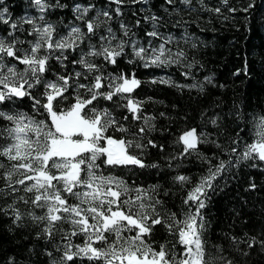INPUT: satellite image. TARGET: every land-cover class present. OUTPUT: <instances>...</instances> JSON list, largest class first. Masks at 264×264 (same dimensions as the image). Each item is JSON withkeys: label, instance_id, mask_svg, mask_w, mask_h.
<instances>
[{"label": "snow or ice", "instance_id": "1", "mask_svg": "<svg viewBox=\"0 0 264 264\" xmlns=\"http://www.w3.org/2000/svg\"><path fill=\"white\" fill-rule=\"evenodd\" d=\"M33 2L39 16L25 12L13 19L9 6H0V20L10 26L6 35H0V118L7 122L0 125V137L5 139L0 155L6 157V161L0 160L4 169L0 173V197L7 198L0 204V211L12 218L9 230L14 231L13 225L39 226L35 236L51 245L43 248L48 264H252L254 254L264 256V214L254 224L234 207L230 222L218 229L222 242L213 243L212 224L205 211L210 193L240 179L242 167L264 169V106L260 113L252 110L254 135L244 142L242 150H238L240 132L247 128L240 130L237 123V131L225 142L213 140L206 126L220 129L228 116L243 123L250 105L241 102L235 111L209 115L210 109L222 103L217 98L219 103L213 101L199 112L204 131L185 127L176 137L174 143L180 144L182 151L169 153L165 164L148 158L152 149L166 150L164 143L153 138V133L170 131L169 127H158L159 119L172 122L174 118L167 111L157 112L155 107L146 109V104L165 105L167 101L138 95L143 85L160 83L181 91L195 90L197 100L207 98L214 88L227 87L215 72L199 79L192 71L183 70L182 75L191 78V83L166 74L139 75L141 65L143 69L164 65L205 68L202 59H188L190 53L178 47L172 32L161 30L166 17L181 12L177 0H164L163 14L154 10L149 0H107L101 6L94 0H72L70 5L61 0ZM183 3L191 7V0ZM138 4L143 8H135ZM254 4L251 0L248 7ZM201 5L209 7L203 0ZM56 8H71L74 14L64 34L58 31L62 19L53 21L48 16V10ZM213 10L221 12L219 7ZM130 12L137 16L134 22L125 20ZM145 22V35L159 38L155 47V39L145 43L134 31ZM174 22L183 21L168 20ZM28 35L33 38L28 39ZM188 35L186 31L180 39L187 41ZM169 43H176L177 48L167 47ZM188 46L195 47L191 42ZM73 55L75 59H71ZM125 57L128 63L122 66ZM241 72L251 75L248 53L243 68H236L232 75ZM25 99H29L31 112L17 107ZM172 108L178 110V105ZM208 143H215L220 155L202 152L200 145ZM193 153L207 162V168L191 188H187L192 180L188 174L178 172L173 177L187 188L182 202L186 210L179 214L163 209L161 193L168 189L162 185L150 184L146 189L144 184H137L133 189L128 179L115 174L123 169L178 168L176 161ZM253 160L259 163L251 164ZM244 188L264 190V180L258 184L250 177ZM133 191L137 195H132ZM19 202L32 205L31 210L22 211ZM161 225L176 236L182 251L175 244L169 246L167 240L159 244L150 240ZM77 235L84 237L82 243L73 239ZM4 264L31 261L18 260L17 254H11Z\"/></svg>", "mask_w": 264, "mask_h": 264}, {"label": "trees", "instance_id": "2", "mask_svg": "<svg viewBox=\"0 0 264 264\" xmlns=\"http://www.w3.org/2000/svg\"><path fill=\"white\" fill-rule=\"evenodd\" d=\"M49 2L54 3L55 0H49ZM76 2L87 3L88 0H76ZM94 2L97 3V6H101L107 0H94ZM61 3L70 5L72 0H61ZM149 3L154 10L163 14L161 5H163L164 0H149ZM203 3L209 7H202L201 0H191V7L184 4L183 0H177V6L181 8V12L174 14L172 17H166V26L161 30L172 32L178 40V47L184 48L190 53L188 59L191 60L193 56L198 60L202 59L205 63V68L197 66V68L185 69L184 66L164 65L143 69L142 65L140 66L139 75L142 78L153 74H166L174 80L191 83V78L182 75L183 70L192 71L199 79H203V76L208 75L209 72H215L220 81L227 85L226 88H214L207 98L202 96L199 100L196 99L197 93L195 90L191 92L187 89L181 91L170 85L160 83L143 85L141 91L137 93L138 95L155 96L167 101L165 105L154 106L151 103L146 104V109L151 111L155 107L157 112L167 111L174 118L172 122L167 118L159 119L158 127H169L170 131L168 133H153V138L164 143L166 150L152 149L148 158L150 160L159 159L162 164L166 163L165 157L169 153L175 155V153L182 151L181 145L174 143V141L185 127L196 126L198 131L205 130L204 127H201L199 112L203 107H208L211 102L217 101V98L222 103L217 101L219 106L215 109H210L209 115H214L215 112H220L223 115L227 110L235 111L240 108L241 102L250 105L247 109L249 116L243 123H240L238 118L234 116H228L225 117L227 123L220 129L211 124L206 126L207 131L213 134V140L220 138L225 142L228 136H233L234 132L237 131V123H239L240 130L247 128V131L240 132L241 145L238 150H242L244 142L253 138L252 110L255 109L257 113H260L262 106H264V0H255V4L251 8L248 7L251 0H228L226 5L223 0H203ZM5 4L9 6L10 15L13 19L23 16L25 12L39 16V10L33 0H0V6ZM217 7L221 8L220 13H216L213 10ZM135 8H143V5L138 4ZM245 8H248V11H244ZM232 9H235V11H232ZM48 16L53 21L62 19L63 22L58 26L60 34H64L67 31L69 23L74 19L71 8L49 9ZM136 18L137 16L134 12H130L125 16L126 22H134ZM169 19L183 22L168 23ZM77 22L79 23V21ZM9 27V25L4 24L0 20V35H6V29ZM25 27H30V25H25ZM114 27L118 28V25H114ZM147 28L148 25L145 22L143 27L137 26L134 31L145 43H147L148 39H155L156 43L153 44V47H155L159 43V38L147 37L145 35ZM186 31L189 33L187 41L180 39ZM17 35L23 34L17 32ZM32 38V35H28V39ZM189 42L195 47L188 46ZM167 47L176 49L177 44L169 43ZM127 51L131 54L130 47ZM245 53H248L249 72L251 75L241 72L233 76L232 73L235 72L236 68H243ZM75 58V55L71 57V59ZM52 63L57 67V70H60L55 60ZM127 63V57L121 60L122 66ZM20 66L23 67V65ZM68 70L71 71V66H69ZM110 70L116 71L115 68ZM49 75L51 76V74ZM172 105H178V110L172 108ZM17 107L31 112L29 99L23 100ZM185 114H187L186 120L184 119ZM6 123L3 118H0V125L6 126ZM133 131H135V128H133ZM4 143L5 139L0 137V145ZM200 149L209 155L212 152L220 155L215 143L201 144ZM0 160L6 161V157L0 155ZM176 163L179 165L178 168H162L155 171L149 169H123L116 170L115 174L122 175L128 179L133 189L137 184H144L146 189L150 184L162 185L163 188L168 189L167 192L161 193L165 201L163 209L176 211L179 214L186 210L182 202L183 197L187 195V188H191L195 181L199 179L200 174L206 171L207 162L200 160L198 155L193 153L190 156L178 159ZM213 163H216V161L213 160ZM250 163L257 164L259 162L253 160ZM104 167L107 168V166ZM3 171L4 169L0 168V173ZM178 172H184L192 178L191 182L187 184V188L173 180V177ZM239 176L240 179L228 184L226 187L217 188L214 193H210L211 199L205 211L212 224L210 235L213 243L222 242L218 229L226 221L230 222L234 207H237L244 216L250 217L254 224L258 223L262 214H264V208L261 207L264 204V190L247 191L244 188V184L249 181L250 177H254L256 182L260 184L261 180H264V169L244 166ZM2 185L3 177L0 176V187ZM131 194L137 195L135 191ZM245 199L247 204L244 203ZM6 202L7 198L0 197V204ZM18 207L25 211L31 210L32 205H25L23 202H19ZM36 211L38 214L40 213L39 209H36ZM11 219V217L0 211V264H4L6 256L11 254H17L18 260H30L31 264H48V258L43 253V248L51 247V245L47 244L44 239L35 236V231L38 230L39 226H34L31 223L27 227L13 225L14 231H10ZM64 227L67 228L69 225L65 224ZM154 231L155 234L150 238L151 241L159 244L167 240L170 242L169 246L175 244L177 249L182 251L183 246L177 243L176 236L170 234L163 225L156 227ZM59 238L58 235L57 240ZM73 239L76 243H82L84 237L77 235ZM31 248H34L35 251L30 252ZM250 260L252 264H264V256L259 253L254 254ZM77 264H86V262L77 261Z\"/></svg>", "mask_w": 264, "mask_h": 264}]
</instances>
